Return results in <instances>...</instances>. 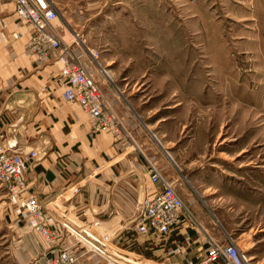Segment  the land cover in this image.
Segmentation results:
<instances>
[{
    "label": "rangeland",
    "instance_id": "1",
    "mask_svg": "<svg viewBox=\"0 0 264 264\" xmlns=\"http://www.w3.org/2000/svg\"><path fill=\"white\" fill-rule=\"evenodd\" d=\"M49 1L58 10L61 36L71 42L79 35L74 46L87 56L124 131L129 115L121 112L118 99L128 101L150 130L144 135L156 159L141 139L131 140L149 161L143 162L146 174L154 166L177 180L184 201L191 176L201 175L205 183L201 178L199 183L211 194L206 200L211 213L223 218L224 227H236L240 211L238 230L225 232L215 220L213 233L248 249L252 264H264V196L259 193L264 192V0ZM254 174L256 198L263 205L251 210L238 206L242 198H236L242 196L238 186ZM253 191L246 196H257ZM5 208L0 210V264H33L8 260L12 252L5 247L14 231Z\"/></svg>",
    "mask_w": 264,
    "mask_h": 264
},
{
    "label": "crops",
    "instance_id": "2",
    "mask_svg": "<svg viewBox=\"0 0 264 264\" xmlns=\"http://www.w3.org/2000/svg\"><path fill=\"white\" fill-rule=\"evenodd\" d=\"M32 33L31 24L18 23L12 2L0 0V135L8 150L28 159L27 194H34L46 211L57 218L62 236L57 244L45 241L29 227L26 218L16 215L0 183V210L6 207L11 222L9 231H14L9 235L12 242L5 247L6 252H12L8 259L11 263L30 260L33 264H46L61 251L69 250L77 256L76 264H198V257L205 250L202 230L218 239L213 233L215 220L225 232L238 230L241 223L236 215L240 211L235 214L236 227L231 228L232 224L224 227L223 218L211 213L212 206L206 201L211 194L199 183V178L204 180L198 174L188 182L191 193L185 196V201L180 192L186 223L160 239L139 234L136 226L140 208L144 198L153 193V185L143 164L146 158L131 140L138 143L141 139L148 145L146 131L150 130L128 101L118 99L121 112L129 115L123 113L126 131L118 137L107 132L93 133L90 116L79 103L64 97L66 85L60 75L62 65L55 61L57 54L52 53L48 62L40 64L28 50ZM75 53L86 62L85 53L79 50ZM148 149L156 159L155 148L148 145ZM32 152L37 156H30ZM254 176L258 174L238 186L242 196L236 198H242L236 201L238 206L251 210L263 205L256 198L259 190ZM170 181L175 184L177 180ZM249 189L257 196H246ZM259 193L264 196V192ZM58 212L79 227L111 234L108 257L86 250L62 226L65 219ZM190 216L195 217L200 229L189 226ZM228 238L227 235L221 241L227 242ZM179 245H185L183 252L173 256L172 251ZM237 245L248 252L239 242ZM250 256L255 255L251 252Z\"/></svg>",
    "mask_w": 264,
    "mask_h": 264
},
{
    "label": "built area",
    "instance_id": "3",
    "mask_svg": "<svg viewBox=\"0 0 264 264\" xmlns=\"http://www.w3.org/2000/svg\"><path fill=\"white\" fill-rule=\"evenodd\" d=\"M14 5V14L18 23L32 25L33 33L28 50L40 64L50 60L52 53L57 54L56 62L61 63L60 75L66 85L64 97L69 102H77L90 116L93 133L107 132L115 137L124 131V122L110 98L98 85L87 63L75 53L80 38L74 35L71 42L61 36L54 22L59 19L58 10L49 0H9ZM76 47H75V46ZM96 57V54L93 53ZM0 135V183L5 188L16 215L28 220L31 229L38 232L49 244H57L62 236L59 221L46 211L34 194H27L26 172L28 159L21 154L11 152L3 145ZM36 157V152L30 154ZM149 180L153 193L147 195L141 205V217L136 226L139 234H148L160 239L181 228L185 223V205L177 193L174 182L162 175L152 166ZM64 220L62 226L77 238L78 242L90 252L108 257L111 234H98L90 228L79 227L74 221ZM189 226L201 228L193 217H189ZM197 226V227H196ZM197 230V229H196ZM204 236V252L198 257V264H252L251 257L245 254L237 243L228 238L227 242L201 231ZM185 245L177 246L172 255L181 254ZM77 256L69 250L61 251L56 258L46 264H76Z\"/></svg>",
    "mask_w": 264,
    "mask_h": 264
},
{
    "label": "bare ground",
    "instance_id": "4",
    "mask_svg": "<svg viewBox=\"0 0 264 264\" xmlns=\"http://www.w3.org/2000/svg\"><path fill=\"white\" fill-rule=\"evenodd\" d=\"M141 264V263H140Z\"/></svg>",
    "mask_w": 264,
    "mask_h": 264
}]
</instances>
